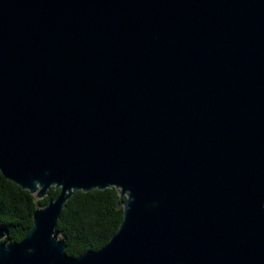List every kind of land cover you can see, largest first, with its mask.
<instances>
[{"label": "water", "instance_id": "water-1", "mask_svg": "<svg viewBox=\"0 0 264 264\" xmlns=\"http://www.w3.org/2000/svg\"><path fill=\"white\" fill-rule=\"evenodd\" d=\"M0 173L58 189L0 264H264V0H0ZM99 190L122 220L71 256Z\"/></svg>", "mask_w": 264, "mask_h": 264}, {"label": "trees", "instance_id": "trees-1", "mask_svg": "<svg viewBox=\"0 0 264 264\" xmlns=\"http://www.w3.org/2000/svg\"><path fill=\"white\" fill-rule=\"evenodd\" d=\"M58 194L45 195L43 203L28 190L6 180L0 173V227L9 241H19L32 227V215ZM124 198H122L123 200ZM119 191L74 192L58 219L59 233L68 242L66 253L77 257L101 248L118 229L123 217Z\"/></svg>", "mask_w": 264, "mask_h": 264}, {"label": "rangeland", "instance_id": "rangeland-1", "mask_svg": "<svg viewBox=\"0 0 264 264\" xmlns=\"http://www.w3.org/2000/svg\"><path fill=\"white\" fill-rule=\"evenodd\" d=\"M60 236V235H59Z\"/></svg>", "mask_w": 264, "mask_h": 264}]
</instances>
